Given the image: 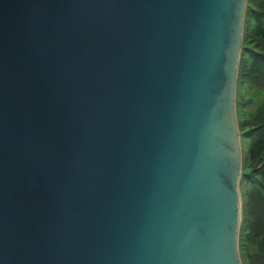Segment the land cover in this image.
Segmentation results:
<instances>
[{
  "label": "water",
  "instance_id": "obj_1",
  "mask_svg": "<svg viewBox=\"0 0 264 264\" xmlns=\"http://www.w3.org/2000/svg\"><path fill=\"white\" fill-rule=\"evenodd\" d=\"M247 0H0V264H243Z\"/></svg>",
  "mask_w": 264,
  "mask_h": 264
},
{
  "label": "trees",
  "instance_id": "obj_2",
  "mask_svg": "<svg viewBox=\"0 0 264 264\" xmlns=\"http://www.w3.org/2000/svg\"><path fill=\"white\" fill-rule=\"evenodd\" d=\"M251 8L247 11L244 45L239 65L238 80L251 88L246 100L254 98L255 107L246 114L237 108L240 126L249 136L248 161L253 165L251 172L244 171L253 184L246 203L247 235L259 257L264 256V0H250ZM239 102L240 101L239 99ZM243 116V117H242ZM248 128H253L249 130ZM252 254V253H251ZM260 262V261H259ZM262 264V263H259ZM264 264V263H263Z\"/></svg>",
  "mask_w": 264,
  "mask_h": 264
},
{
  "label": "rangeland",
  "instance_id": "obj_3",
  "mask_svg": "<svg viewBox=\"0 0 264 264\" xmlns=\"http://www.w3.org/2000/svg\"><path fill=\"white\" fill-rule=\"evenodd\" d=\"M250 0H247V7H246V14L247 11L250 10L251 6ZM246 14H245V20H244V27H243V40H242V48H241V54L243 52V45H244V29H245V21H246ZM241 54H240V60H241ZM240 65V61H239ZM238 75H239V68H238ZM237 75V87H236V114H237V120L240 130V142H241V150H242V169H241V176L239 180V188L241 192V220L239 224V251L241 255V259L243 264H259L264 263V256L258 257L255 253L256 249L253 245V243L250 241V236L247 235V230L244 229L246 226V203L249 202V192L253 184L248 180V178L245 176L244 171L251 172L253 169V165H250V162L248 161V145L250 142L249 136L245 135V132L243 131V127L240 126L237 108L239 112L246 114V112H250L256 105L257 102L254 101V98L250 100H246L243 103V98L245 95H248L251 91V88L248 86L247 83H243L238 80ZM240 101L242 102H239ZM243 117V116H242ZM249 130H253V128H248ZM252 253V254H251ZM260 261V262H259Z\"/></svg>",
  "mask_w": 264,
  "mask_h": 264
}]
</instances>
